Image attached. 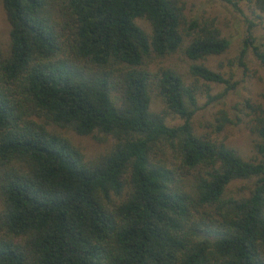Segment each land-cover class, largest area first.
I'll use <instances>...</instances> for the list:
<instances>
[{"label":"trees","instance_id":"obj_1","mask_svg":"<svg viewBox=\"0 0 264 264\" xmlns=\"http://www.w3.org/2000/svg\"><path fill=\"white\" fill-rule=\"evenodd\" d=\"M250 1L262 21L264 0ZM2 3L0 264H264V103H243L244 156L193 130L179 72L148 67L185 34L189 74L225 91L198 61L227 47L216 26L185 20L179 0ZM246 21L239 55L264 72ZM151 81L176 123L150 107ZM57 126L112 142L87 158Z\"/></svg>","mask_w":264,"mask_h":264},{"label":"rangeland","instance_id":"obj_2","mask_svg":"<svg viewBox=\"0 0 264 264\" xmlns=\"http://www.w3.org/2000/svg\"><path fill=\"white\" fill-rule=\"evenodd\" d=\"M179 2L182 4L185 20L195 19L199 24H213L218 28L219 34L228 40V45L223 51L208 54L198 61L217 69L231 86L224 91L223 83L207 82L189 74L187 65L190 61L183 52L188 39L185 34L182 36L180 47L168 54L152 55L148 67L153 72L159 67L175 69L183 77L184 84L194 91L196 107L191 120L196 133L223 140L240 154L248 156L252 153V140L247 126H244L241 120L243 103L245 100L264 103L261 95L264 91V72L249 48L242 57L239 55V49L246 34L248 18L254 21L252 26L254 42L264 48V19L258 21L259 17H256L255 8L250 0H179ZM137 22L148 30V23L144 18H138ZM8 48L9 22L0 0V51L5 53ZM152 84L151 81L149 104L152 110L160 112L167 123L179 121L173 113L165 112L161 97ZM221 91L224 92L220 97L207 96L208 93ZM221 122L222 126L218 129L217 124ZM55 129L79 146L87 158L103 152L112 142L110 135L100 132L75 133L71 129L58 126Z\"/></svg>","mask_w":264,"mask_h":264}]
</instances>
